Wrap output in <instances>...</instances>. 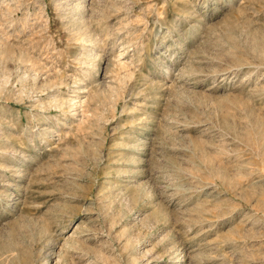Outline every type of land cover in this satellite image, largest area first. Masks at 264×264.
Segmentation results:
<instances>
[{
    "label": "rangeland",
    "instance_id": "374dc122",
    "mask_svg": "<svg viewBox=\"0 0 264 264\" xmlns=\"http://www.w3.org/2000/svg\"><path fill=\"white\" fill-rule=\"evenodd\" d=\"M0 264H264V0H0Z\"/></svg>",
    "mask_w": 264,
    "mask_h": 264
},
{
    "label": "bare ground",
    "instance_id": "6f19581e",
    "mask_svg": "<svg viewBox=\"0 0 264 264\" xmlns=\"http://www.w3.org/2000/svg\"><path fill=\"white\" fill-rule=\"evenodd\" d=\"M140 169V168H139Z\"/></svg>",
    "mask_w": 264,
    "mask_h": 264
}]
</instances>
